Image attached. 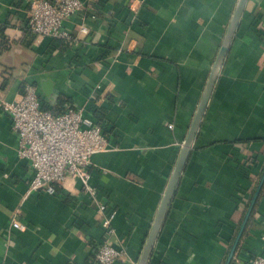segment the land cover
Here are the masks:
<instances>
[{"label":"crops","instance_id":"crops-1","mask_svg":"<svg viewBox=\"0 0 264 264\" xmlns=\"http://www.w3.org/2000/svg\"><path fill=\"white\" fill-rule=\"evenodd\" d=\"M29 1L0 0V99L33 84L55 111L83 107L115 148L91 157L95 196L73 177L27 193L32 169L0 109V264H96L97 201L116 212L114 264H136L238 0H85L69 39L30 32ZM263 139L264 0H247L147 264H223ZM250 215L236 264L264 253V195Z\"/></svg>","mask_w":264,"mask_h":264},{"label":"built area","instance_id":"built-area-1","mask_svg":"<svg viewBox=\"0 0 264 264\" xmlns=\"http://www.w3.org/2000/svg\"><path fill=\"white\" fill-rule=\"evenodd\" d=\"M86 8L85 0H30L25 26L35 36L69 39L71 34L63 28V22L75 14L84 16ZM80 28L87 31L83 24ZM0 109L11 119V129L18 140L17 155L32 169L27 193L40 189L55 193L56 185L73 177L80 180L85 192L95 196L90 184L91 157L115 146L83 107L65 101L59 111L53 106L45 108L36 86L26 84L17 98L0 99ZM96 207L101 215L103 238L93 250L92 261L114 264L126 254L112 223L116 212L99 201ZM9 225L20 231L25 229L16 217ZM245 264H264V256L253 255Z\"/></svg>","mask_w":264,"mask_h":264},{"label":"water","instance_id":"water-1","mask_svg":"<svg viewBox=\"0 0 264 264\" xmlns=\"http://www.w3.org/2000/svg\"><path fill=\"white\" fill-rule=\"evenodd\" d=\"M247 0H238L237 4L235 6V9L233 11V14L230 18V21L228 23V26L226 28L225 34L223 36L220 48L218 49V52L216 54V57L214 59L213 65L210 70V74L207 78V81L205 83V86L203 88V91L201 93L199 102L196 106V109L194 111L192 120L190 122L189 128L187 130V133L185 135V138L182 142L179 156L177 158V161L175 163V166L172 170L171 176L169 178L168 184L166 186V189L164 191V194L162 196L161 202L159 204L157 213L155 215V218L153 220V223L151 225L150 231L147 235V238L144 242L143 248L141 250L140 256L138 258V261L136 264H147L148 259L151 255V252L153 250V246L155 243V240L157 238V235L159 233V230L162 226V223L164 221V218L166 216L168 207L171 203L172 197L174 195L176 186L179 182L180 176L184 170L185 164L188 160L189 154L192 149V145L194 142V139L196 137L197 131L199 129L200 123L202 121V117L204 115L207 103L210 99L213 87L215 85V82L217 80L218 74L222 68L224 59L228 53L232 38L235 34L236 28L238 26L240 17L242 15V12L245 8ZM264 183V166L263 170L261 172V175L259 177V180L257 182L256 188L250 198V201L248 203V206L245 210L243 219L239 225V228L231 242V245L227 251V254L225 256L223 264H230L232 259L235 256L236 249L238 247L240 238L243 234V231L245 229V226L247 224V221L250 217V214L252 212V209L256 203V200L258 198V195L260 193V190L262 188V185Z\"/></svg>","mask_w":264,"mask_h":264},{"label":"trees","instance_id":"trees-1","mask_svg":"<svg viewBox=\"0 0 264 264\" xmlns=\"http://www.w3.org/2000/svg\"><path fill=\"white\" fill-rule=\"evenodd\" d=\"M64 102H65V101H58V102L56 103V107H59V108L62 107V105H63ZM44 107L47 108L46 105H44ZM95 121H96V120H95ZM100 126H101L102 130L104 131V133H106L105 128L102 127L101 124H100ZM106 134H107V133H106ZM263 141H264V139H263ZM262 170H263V168H262ZM262 170H261V172H262ZM261 172H260V175H261ZM260 175H259V177H260ZM258 180H259V178L257 179L256 182H254V184H253V186H252V188H251V193H250L249 199H248V201H247L246 204H245L246 208H247L248 203H249V201H250V198H251V196H252V194H253V192H254V190H255V188H256V185H257ZM57 187H58V185H56V190H57ZM263 195H264V183H263V185H262V188H261L260 193H259L258 196H259L260 199H261V198L263 197ZM254 206H255V205H254ZM253 208H254V207H253ZM252 212H253V209H252ZM252 212H251V214H252ZM250 216H251V215H250ZM102 233H103V232H102ZM102 238H103V236H102ZM102 238H101V240H100L97 244H95V247L93 248V250L96 249L97 246L101 243ZM232 239H233V238H232ZM231 242H232V240H231ZM231 242H230V244H229V247H230V245H231ZM92 254H93V251H92ZM238 255H240L239 252L237 253L236 256L240 259V261H241L242 264H245L246 261H247L250 257H252L253 255H263V256H264V253H259V254H248L247 256H243L244 258L241 257V256H238ZM234 258H235V257H234ZM234 258L232 259V261L230 262V264H236V263L233 262V261H234ZM96 264H97V263H96Z\"/></svg>","mask_w":264,"mask_h":264}]
</instances>
